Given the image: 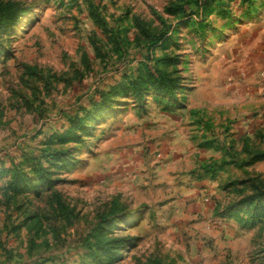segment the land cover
I'll use <instances>...</instances> for the list:
<instances>
[{"label":"rangeland","instance_id":"374dc122","mask_svg":"<svg viewBox=\"0 0 264 264\" xmlns=\"http://www.w3.org/2000/svg\"><path fill=\"white\" fill-rule=\"evenodd\" d=\"M0 264H264V0H0Z\"/></svg>","mask_w":264,"mask_h":264}]
</instances>
